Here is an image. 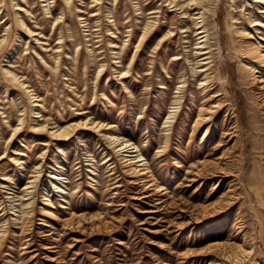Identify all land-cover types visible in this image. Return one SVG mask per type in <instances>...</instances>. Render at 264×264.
<instances>
[{"label":"rangeland","instance_id":"374dc122","mask_svg":"<svg viewBox=\"0 0 264 264\" xmlns=\"http://www.w3.org/2000/svg\"><path fill=\"white\" fill-rule=\"evenodd\" d=\"M99 2L0 0V264H264V88L237 31L250 32L248 51L250 40L264 47V0H207L208 84L205 60L193 59L195 24L179 9L163 0ZM158 5V29L121 76ZM253 19L262 25L251 27ZM34 94L41 105H32ZM176 95L181 107L168 129ZM217 100L222 108L195 127L201 106ZM88 115L136 142L164 189L132 182L131 166L99 132L57 139L36 130ZM40 162L32 209L30 195L18 197ZM55 171L63 180L51 178Z\"/></svg>","mask_w":264,"mask_h":264},{"label":"bare ground","instance_id":"6f19581e","mask_svg":"<svg viewBox=\"0 0 264 264\" xmlns=\"http://www.w3.org/2000/svg\"><path fill=\"white\" fill-rule=\"evenodd\" d=\"M95 4L100 3L99 0H94ZM164 1V5L167 6H171V8L173 10H175V12L177 11V9H179V11L181 12V16L184 19H187L189 21L194 22L195 24V35L198 36L196 37V46H194V58L196 64L199 63V61H201L198 56H201V58L204 61V63L207 64V66H202V70H206V72H204V76L202 78V84H208L211 81V77L210 74L208 73V70L211 68L209 66L210 61L211 60V52L212 50L210 49L211 44H208L209 41V37H210V33H209V29H208V19H207V11L208 9L206 8L207 5V0H163ZM253 1H259V2H263V0H253ZM161 5L155 6L153 9H151V11L149 12L150 14H152L150 17L151 19L147 20V22L144 24V26L142 27V32L139 35V39H138V43L136 45V50L134 51L133 55L130 58L128 67L125 70H122L121 76H124L126 74H128V72L130 71V67L132 66L133 62L135 61V56H136V51H139L143 48V46L148 42V40L151 39L152 35L155 34L156 29H158V16L161 12ZM99 10V9H98ZM258 12H264V7L260 8ZM63 14H65L64 12H62ZM99 12H93V14H98ZM62 16V15H61ZM234 17H237L236 15ZM236 19H234L235 21ZM184 21V20H183ZM61 22V20H60ZM260 26L262 25V23L258 20V19H253L252 23H251V27L253 26ZM185 28H183L180 32H184V31H189V28L184 26ZM237 31L239 32V36L241 37V42L245 45L242 48V52L245 53L243 54V56L246 57H250L251 58V63H252V68H253V72L255 74V78L257 79L258 82H260L261 84L260 87L264 88V47L260 44V42L258 43H253V40H250L251 42V47L249 48L248 51V41L249 39H247L245 37V34H250V32L246 31V30H241L240 28L237 29ZM37 34V33H35ZM88 34V33H86ZM174 32L173 30H168V32L163 35L161 37V39H159L158 43L161 41L166 42L168 40V38L171 37V35H173ZM5 37H3V39L0 40V44L3 42ZM261 40H264V38H261ZM59 43L61 41H58ZM160 44V43H159ZM78 46H80V44H78ZM111 46H117L116 43H114V41L112 42ZM158 47V46H157ZM156 47V48H157ZM59 48H61V45L59 46ZM57 48L55 49V52H58L60 49ZM59 56V54H58ZM57 56V57H58ZM180 55L174 56V58H179ZM120 61V60H118ZM101 66H103V64H101ZM101 70L102 68L100 67L98 74H101ZM256 72H261V74H256ZM12 78L17 80L18 83H20V85L25 88V90L28 92V94L32 95L33 97V93L31 92L32 86L27 82L21 79V77L15 73H13ZM183 82V83H182ZM211 85V84H209ZM184 86V80L181 81V83H179V85L177 86L179 90V92L183 89ZM213 86V85H212ZM210 87V86H209ZM219 93H214L213 96L218 95ZM180 95H176L177 98H175L171 104V107L168 111V114L164 120V126L167 127L168 129H171L172 124L175 120V117L177 116V113L181 107V98L179 97ZM40 99H42L40 97L39 94H34V99H32V105L33 106H38L41 105L42 103L40 102ZM223 104L220 100H217L215 103L213 104H208L206 106H201V108L199 109L198 113H197V117L195 118V122H194V126L195 127H199L201 125V123L207 121L208 119H210L211 117H213L214 113L218 112V110H220L222 108ZM40 111V110H39ZM37 111V113L39 112ZM26 114V109L23 108L21 113H20V118H19V124L20 125H24V115ZM38 120V119H37ZM116 124L113 122L110 123H106V122H102L100 120H97L96 118L92 117V116H86V117H82L78 120H76L73 123L67 124V125H53L50 127V124L44 122V123H39L36 125V130H42L44 132L49 133L52 137L57 138V139H70L73 135H75L79 130L85 128V129H89L92 130L94 132H99L100 134L103 135V137L105 139H107L109 146H112L113 148H117L115 149V151L121 155V159L122 162H126V164H128L129 166H131V170L133 171L134 175L136 176L134 178V180H132V182L134 183H138L139 181L142 182L144 185L145 189H154L156 193V191H160L162 189H164L163 187H161V185H159L157 183V181L155 180V177L153 175V173L151 172V167L150 164L148 163V160H146V157H144L140 146L134 142L132 139L126 138L123 135H120L118 133H116L114 130L111 131V129L114 128ZM17 130V128H15V131ZM233 133V131H226V134H231ZM233 136V135H232ZM231 136V137H232ZM230 137V138H231ZM169 133H166V138H165V143L162 147L159 148L160 152H164L169 144ZM220 144V143H219ZM99 146H102L99 145ZM104 150V154L106 153L108 155L107 159L110 160L113 156L111 155V153L103 147ZM44 153L42 154V157L44 156ZM163 154V153H162ZM4 154L1 155V157H3ZM91 158H89V160H91L88 164H95V159L94 156H90ZM93 160V161H92ZM103 160V159H102ZM202 161V160H201ZM103 162H106V160H104ZM204 164H207L206 161H202ZM192 164H196V162L192 163ZM42 163H38L36 165V174L35 175H31V179L28 180L26 186L24 187V193L20 195V197H18L19 200H24L26 195H30L27 199L29 200L28 207H31L33 209L34 203H35V190L37 187V178L38 176H40V172L42 171ZM190 170V169H189ZM50 176L52 179L58 180L61 179L63 180L62 177V173L61 172H53L50 173ZM4 179H9V177H4ZM136 179V180H135ZM55 186H56V190H62V188H59V185L57 182H54ZM31 189V190H30ZM32 194V195H31ZM152 193H143L140 197H148L149 195H151ZM16 199V198H13ZM108 204H112L111 202H108ZM63 206H65V204H63ZM53 214V213H52ZM81 217H85L83 216V214H81ZM74 214L72 215V217L70 219H73ZM78 217V216H77ZM76 217V218H77ZM198 217V216H197ZM68 219L65 222L66 226L72 225V221ZM77 221H80L77 220ZM226 256V255H225ZM239 256V254H235V255H231L228 254V259H234L237 258Z\"/></svg>","mask_w":264,"mask_h":264}]
</instances>
